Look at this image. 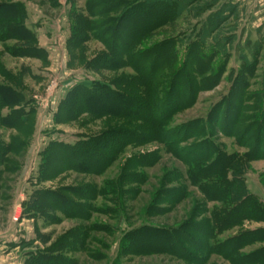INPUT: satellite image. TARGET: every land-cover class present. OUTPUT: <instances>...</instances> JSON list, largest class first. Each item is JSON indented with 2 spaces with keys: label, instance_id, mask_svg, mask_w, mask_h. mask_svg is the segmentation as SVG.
Here are the masks:
<instances>
[{
  "label": "rangeland",
  "instance_id": "obj_1",
  "mask_svg": "<svg viewBox=\"0 0 264 264\" xmlns=\"http://www.w3.org/2000/svg\"><path fill=\"white\" fill-rule=\"evenodd\" d=\"M16 1L22 4L26 13L25 28L33 34L30 45L43 53L40 59L13 57L8 52L15 50V47L19 45L13 41L0 42V68L9 75L7 83L23 95L20 102L16 104L12 103V99L6 100V103L11 102L12 105L0 107V120L3 117L8 119L12 111H17L18 108H22V113L31 111V115L24 118L26 122L22 133L25 136H20L14 129H7L0 125V144H10L15 150L6 155L5 164L0 166V264H39L40 258L45 255L51 256L54 251H59L60 248L55 249L53 246L65 233L81 225L94 223L103 224L110 229V232L90 233L84 244L85 251L66 254L70 262L77 264H193L161 254L121 256L123 254L121 243L128 235L127 233L133 230L145 226L161 229L179 228L191 221L199 224L205 219H210L212 212L222 208L220 203L207 202L196 188L189 185L185 175L187 168L167 154L162 146L156 143L129 146L100 176L68 172L41 183L38 176L39 167L42 154L50 143L74 145L84 136L119 130L133 131L135 128L130 130L125 120H92L89 116H82L74 122L64 124L57 119L60 103L74 85L78 83L91 85L94 80L99 79L110 81L119 75L94 74L85 69L90 60L104 52L103 45L97 40H90L83 49L69 54L67 40L70 38L71 29L70 8L85 14L83 5L86 0ZM206 2L209 3L204 8L201 7L197 13H194L193 9L179 13L173 24L155 32L144 43V46H149L171 39L174 49L178 52L179 66L186 58L189 44L194 42L193 47L199 50L194 51L196 60H199L201 65L204 64L203 67L205 66L208 71L221 72L217 79L216 76H209V73H206L205 76L211 79L208 82V88L197 95L192 107L174 115L168 126L179 128L182 125L197 122L205 118L214 106L223 101L224 109L221 111L220 125L226 122L225 118L230 123L235 109H238V106L233 105L231 112L228 107L227 111L225 110L231 100L233 104L239 106L241 103L248 119L254 117L257 120L260 117L264 122V5L260 7L256 0H206ZM241 3L244 5L240 6ZM147 9L149 13H152L147 17V22L153 20L155 14L160 13L155 7L149 6ZM216 12H220L223 22L214 31L206 29L210 22L209 17ZM198 34H201L199 40H204V44L198 43ZM218 41H220L219 49L215 50L214 46ZM128 72L126 70L124 73ZM1 77L0 73V81H2ZM216 82L218 83L215 85ZM117 106L119 109L127 110L125 104L119 102ZM217 109L218 107L215 108ZM250 122L246 120L244 124H241L242 130L249 127L254 131L260 126L257 121ZM210 128L215 131L213 140L217 143L214 142L218 145L219 151L247 164L242 173L244 186L248 195L257 201L264 215V159L251 158L249 162L242 159L248 152L250 153L248 145H244L252 144L253 139L251 137L243 139L242 135H236L233 138L225 137L217 133L219 129L216 126ZM225 128L221 127L223 131ZM17 139L24 142V148L17 149V141L15 142ZM197 141L199 139H188L180 145L184 148L197 144ZM153 152H158L159 160L151 168L136 171L123 169L127 160ZM58 160L59 158L54 160L53 168L58 166ZM90 165L92 166V161L88 165L77 164L80 167ZM132 173L141 174L142 182L132 181L125 184L122 179L123 193L129 192L130 196L125 194L121 197L119 201L122 209H117L113 215L92 214L89 221L85 223L77 219H67L56 212L53 214L54 221L48 222L31 211V198L35 191L79 192L90 185L104 187L110 182L120 181L121 176ZM229 175L228 173L227 178ZM165 178L169 184L163 187L160 183L165 181ZM128 181H131V178H128ZM182 187L186 196L174 203L175 194L172 192ZM155 195L158 201H161L160 204L156 201V206H154L155 202L152 204ZM70 199L75 201L72 196ZM91 205L96 210L111 208V206L113 209L112 204L104 202L101 198ZM149 206L152 208L150 209ZM61 208L66 207L61 206ZM156 210L163 211V214L155 217ZM68 211L71 214L74 213L73 210ZM194 215H196L195 218ZM258 229H264V217L257 222L243 221L231 230L218 235L216 242L221 243L245 231ZM189 237L195 238L193 235ZM13 239L17 240V262L14 259L15 252L8 248ZM96 239H99L100 243ZM162 243L158 241L155 247L162 246ZM145 245L149 244H143L142 247H147ZM261 246L259 243L252 245L244 249L242 253L253 251ZM183 249L187 252L185 248ZM173 251L178 253L179 250L173 248ZM36 259L39 260L35 261ZM204 264L229 263L216 256H210Z\"/></svg>",
  "mask_w": 264,
  "mask_h": 264
},
{
  "label": "trees",
  "instance_id": "obj_2",
  "mask_svg": "<svg viewBox=\"0 0 264 264\" xmlns=\"http://www.w3.org/2000/svg\"><path fill=\"white\" fill-rule=\"evenodd\" d=\"M208 3L206 0H86L83 5L85 14L70 8L71 29L70 38L67 40L69 54L83 49L90 40H97L103 45L104 52L90 60L85 69L94 74L119 75L110 81L99 79L94 80L91 85L85 83L74 85L60 103L57 119L64 124L74 122L82 116H89L92 120H125L130 130L134 128L135 130L84 136L74 145L50 143L42 154L39 167L38 176L41 183L68 172L100 176L118 160L127 147L156 143L187 168L185 175L191 187L196 188L207 202L220 203L222 207L221 210L212 212L210 219H205L199 224L191 221L172 229L145 226L127 233L121 243L123 257L161 254L193 264H204L210 256H216L229 264H264V229L245 231L221 243L216 242V237L223 232L246 220L260 221L264 215L257 201L251 198L245 189L242 173L247 164L219 151L218 145H215L216 142L213 140L215 131L210 128L216 126L219 129L218 134L229 138L236 135H242L243 139L251 137L254 142L244 145H248L250 153L242 157L249 162L251 158L264 159L263 119L260 117L257 120L254 117L248 119L241 103L239 106L233 104L231 100L228 101L225 110L227 111L228 107L231 112L233 105L238 106V109H235L230 123L225 118L226 122L220 125L221 111L224 109L223 101L197 122L179 128L168 126L174 115L192 107L197 95L208 88L211 79L205 76L206 73H209V76H216L217 79L221 72L208 71L205 66L203 67L204 64L201 65V62L196 60L194 51L199 50L193 47L194 42L189 44L186 58L179 66L178 52L174 49L171 39L144 46L152 34L173 24L179 13L192 9L197 13ZM149 6L157 8L160 13L155 14L153 20L147 22V17L152 14L147 9ZM25 19L26 13L19 1L0 0V42L13 41L19 45L15 50L8 52L10 56L40 59L43 52L30 45L33 34L25 28ZM209 19L206 29L212 31L223 22L220 12L212 14ZM200 36L201 34H198L197 41L204 44V40H199ZM219 42L215 44V50L219 49ZM126 70L129 72L124 73ZM0 71L2 76L0 107L4 108L11 106L12 103H19L23 95L7 83L9 75L2 68ZM11 99L12 103H6V100ZM119 102L127 105L126 111L118 108ZM217 107L218 109L215 110ZM21 110L22 108H18L17 111H12L8 119L3 117L0 125L14 129L20 136H25L22 133L26 122L24 118L31 115V111L22 113ZM246 120L252 123L257 121L260 126L254 131L249 127L242 130L241 124ZM136 125L137 127H134ZM221 127L226 128L223 131ZM188 139H199V141L197 144L181 148L180 144ZM16 141L17 149L24 148V142L19 139ZM14 151L12 145L0 144V166L5 164L6 155ZM157 153L127 160L123 169L136 171L151 168L159 160ZM56 158H59L58 166L53 168ZM91 161L92 166H77V164L88 165ZM228 173L229 178H227ZM128 178H131V181H128ZM122 179L125 184L132 181L142 182L141 174L132 173L121 176L120 181L110 182L108 184L110 187L90 185L79 192L38 190L31 198V211L48 222L54 221L53 214L56 212L67 219H77L85 223L92 214L113 215L117 209H122L119 201L121 197L125 194L130 196L127 191L123 193ZM160 184L164 187L169 182L165 178ZM172 193L175 194L174 203L186 196L183 187ZM70 196L75 198V201L70 199ZM156 196L152 200V204L155 202L154 206L158 201ZM98 198L112 204L113 209L111 206L96 210L91 204ZM160 203L161 201H158V204ZM61 206L66 208L63 209ZM67 209L73 210L74 213L71 214ZM156 212L155 217L163 214L160 210ZM196 214L198 215V212ZM92 232L108 233L110 229L100 223L74 228L55 242L53 248L58 247L59 251L40 258L39 264H77L70 262L66 254L85 251L84 244ZM189 235L195 236L196 239L190 238ZM96 240L100 243L99 239ZM158 241L163 242L162 246L155 247ZM146 243L149 245L142 247ZM258 243L262 246L242 253L244 249ZM173 248H177L178 253L173 251ZM37 260L39 259L35 261Z\"/></svg>",
  "mask_w": 264,
  "mask_h": 264
},
{
  "label": "crops",
  "instance_id": "obj_3",
  "mask_svg": "<svg viewBox=\"0 0 264 264\" xmlns=\"http://www.w3.org/2000/svg\"><path fill=\"white\" fill-rule=\"evenodd\" d=\"M256 1L258 2L260 7L264 5V0H256ZM241 5H244V3H241L240 6ZM259 13H261V11ZM16 236H17V234H16ZM8 248H9V250L15 252V254H14L15 258L14 259H15V262H17V258H16L17 257V240L15 239L14 241H12V243L10 242Z\"/></svg>",
  "mask_w": 264,
  "mask_h": 264
}]
</instances>
